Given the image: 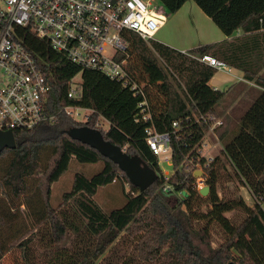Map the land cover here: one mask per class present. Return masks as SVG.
I'll return each mask as SVG.
<instances>
[{
    "label": "trees",
    "instance_id": "1",
    "mask_svg": "<svg viewBox=\"0 0 264 264\" xmlns=\"http://www.w3.org/2000/svg\"><path fill=\"white\" fill-rule=\"evenodd\" d=\"M160 1L173 12L184 0ZM194 1L225 35L237 30L242 33L185 52L128 33L130 47L122 57L127 61L129 80L143 85L142 94L123 86L122 81L84 69L82 96L69 99L68 82L79 68L51 49L45 39L35 36L29 26H15V39L31 52L51 85L46 107L55 119L30 129L14 130L16 146L0 151V164L4 162L0 166L4 193L0 197V225L5 226L7 219L16 217L12 206L16 201L17 206L28 205L36 195V201L41 203L33 211L35 225L7 241V245L0 237V258L14 246H26L30 233L46 222L49 242L55 248L66 244L74 247L67 263L59 262V255L46 264H123L122 254L115 247L121 239L131 241L132 256L138 264H264V0ZM203 55L242 71L244 79L261 88L241 114L237 134L228 139L227 133L214 128L222 148L204 166V184L209 187L205 196L195 188V179L186 165L190 166L189 160L191 164L203 161L199 159V142L210 125L203 118L218 117L216 105L224 92L209 86L216 68L201 61ZM142 101L147 105L144 111L138 107ZM62 103L94 112L85 122H79L58 111ZM143 115L148 120L135 121ZM100 118L108 122L106 130L96 125ZM173 121L178 122V127L170 139L172 174L164 179L158 159L144 139V130L153 126L160 132L170 131ZM83 125L99 129L105 140L127 154L139 155L158 173L157 179L139 191L109 158L70 137L71 128ZM71 157L80 163L102 164L89 177L76 173L70 190L62 195L80 228L73 223L68 209L67 213L60 211L51 203V184L68 169ZM228 167L233 172L229 180L248 190L252 205L240 194L219 195L221 171ZM115 180L128 184L126 201L119 208L103 212L89 197L99 186ZM165 183L172 189L164 191ZM177 192H185V196L171 205L168 196ZM203 204L206 209L201 211ZM228 212H238L242 217L234 222L226 215ZM214 225L225 235L216 245L212 244Z\"/></svg>",
    "mask_w": 264,
    "mask_h": 264
},
{
    "label": "built area",
    "instance_id": "2",
    "mask_svg": "<svg viewBox=\"0 0 264 264\" xmlns=\"http://www.w3.org/2000/svg\"><path fill=\"white\" fill-rule=\"evenodd\" d=\"M158 7L144 0H0V129L25 130L55 119V114L47 111V94L50 83L37 66L31 54L14 37L15 26H29L35 36L45 39L51 49L64 56L68 62L79 68L95 70L104 76L122 81L136 94H142V86L129 80L122 57L129 47L128 33H134L149 41L162 20ZM201 61L215 67L223 68L225 64L210 55H203ZM68 82L67 97L78 100L82 96V87L73 89ZM144 111L146 102L138 103ZM58 111L74 118L79 116L85 122L93 109L76 104L60 105ZM148 120L146 115L135 121ZM209 122L208 130L199 142V159L189 160L187 170L192 174L201 171L202 175L194 177V186L199 190L204 186V166L215 155L203 151L202 147L216 146L217 136L211 143L210 131L222 125L218 117L209 115L203 118ZM108 123V122H107ZM101 126V122L96 123ZM170 131H158L153 126L145 128V141L156 155L172 165L171 135L178 122H172ZM213 136V135H211ZM208 138V139H207ZM164 179L171 172L161 171ZM162 189L172 187L165 183Z\"/></svg>",
    "mask_w": 264,
    "mask_h": 264
},
{
    "label": "rangeland",
    "instance_id": "3",
    "mask_svg": "<svg viewBox=\"0 0 264 264\" xmlns=\"http://www.w3.org/2000/svg\"><path fill=\"white\" fill-rule=\"evenodd\" d=\"M150 1L154 5L160 6L163 9L162 10L158 8L159 12L162 13L164 11V14H166V16L171 14L160 0H150ZM162 33L164 34L173 33V29L171 28L170 21L167 22L165 26L161 27L159 30L155 32L154 38L157 39L159 35L161 36ZM69 85L73 89L81 87V72H78L76 75H74L71 78ZM252 89L254 91V97L251 99L246 98V100H244L242 105L238 109H236L237 112L235 111V113L237 114V118L234 127L228 133V139L232 138L235 134H237L239 127V119L241 114L245 112V110L250 106L252 101L258 96L260 92V90L258 91L254 88ZM228 98L229 95L224 96L223 99L217 104V109L222 114H225L224 104L227 102ZM74 119L76 121H82V118L76 115L74 116ZM99 121L101 122L102 129L106 130L108 128L107 121L104 120L103 118H100ZM217 133L218 132L215 131V129L213 131H210L211 143L215 142L214 136H217ZM215 144L216 146L214 147H211L210 145L202 147L203 151L211 155H219L222 145L220 144V142ZM3 164L4 162H2L0 166L3 167L2 166ZM158 164L161 171L171 172L172 169L171 165L165 162L162 159V156L159 157ZM101 168H102L101 162L80 163L74 157H71L69 161L68 169L60 176V178L57 181L51 184L52 205L60 209V211L65 210L66 213L68 209L70 214L69 216H71L73 223L78 225V228L81 227V224L77 222V220L75 219L72 208L69 206L67 202H64L62 195L70 190L73 177L76 173H82L85 176L89 177L92 174L99 171ZM232 174L233 172L231 171L230 167H228L226 170L221 171V175L218 182L219 195L232 197L234 194H240L242 198L246 195L249 196V194L245 192L248 190L241 189L243 188V186L238 185L234 180H229L228 176L230 175L231 177ZM33 189L35 188L32 187L31 190ZM128 192H129L128 184H124L121 180H115L107 185L99 186L96 190V193L92 197H89V199L92 202H94L103 212H108L111 209L121 207L126 201V195L128 194ZM3 196L4 193L0 187V197L2 198ZM35 196L32 197L33 203L31 202L28 205L17 206L16 205L17 201L15 203L12 202L14 203L12 204V206H13V212L16 214V217L12 219H7L5 226L0 225V237L5 242L6 245L8 244L7 241H10L14 237H17L18 235H20L19 233L25 231L30 226L35 225L36 216L33 214V211L39 209V207L41 206V203L39 201H36ZM183 196H185V192L173 193L170 196H168L169 203L172 205L177 201V199L182 198ZM22 200L23 199L20 198V202ZM247 200L249 201L250 199ZM204 209H206L205 204H203L200 207L201 211ZM226 215L230 217L234 222H238L242 217L241 214L238 212H228L226 213ZM211 234H212L213 245H216L225 237L223 232L216 225L211 227ZM49 236H50V232H49L48 224L46 222L40 224L39 226L36 227V229L32 233H30L29 242L27 243L26 246H23L26 249L24 250L23 247L14 246L12 249L7 251L0 258V264H25L26 262L30 264L32 263L46 264L56 259V257L59 255H60L59 262L64 261L67 263L70 257L69 253L73 250L74 247L72 245L66 244L64 248L57 249L49 242ZM115 247L118 249V253L120 255L122 254V256H120V259L123 262V264H138L132 256L133 247L131 241L127 239H121L119 242L116 243Z\"/></svg>",
    "mask_w": 264,
    "mask_h": 264
},
{
    "label": "crops",
    "instance_id": "4",
    "mask_svg": "<svg viewBox=\"0 0 264 264\" xmlns=\"http://www.w3.org/2000/svg\"><path fill=\"white\" fill-rule=\"evenodd\" d=\"M146 1L151 2L150 0ZM157 7L162 9L160 6ZM159 13L161 14L162 20L157 30L170 21L173 33H162L157 39L153 36V39L182 52L202 44L239 36L242 33L241 30H237L230 36L225 35L213 22L211 17L208 16V14H206L194 0H184L175 11L169 12L171 14L167 16L164 14V11ZM208 84L211 88L224 92L223 97L229 95L227 102L224 104L225 114H222L217 109L216 105L217 116L222 121V125L219 126L218 129L227 133V136L229 131L235 125L237 118V114L235 113L236 109L242 105L246 98L251 99L254 97V91L252 88L258 91L261 90V88L253 82L244 79L242 71L227 65L223 68L217 69L208 81ZM241 189L247 190L244 187ZM245 192L249 194V196H244L246 200L250 199L249 201H246L243 197L245 202L248 205H252V196L248 191ZM261 207L264 210V200L261 203Z\"/></svg>",
    "mask_w": 264,
    "mask_h": 264
},
{
    "label": "water",
    "instance_id": "5",
    "mask_svg": "<svg viewBox=\"0 0 264 264\" xmlns=\"http://www.w3.org/2000/svg\"><path fill=\"white\" fill-rule=\"evenodd\" d=\"M73 139L81 141L96 149L100 154L109 158L126 175L129 183L138 187L139 191L147 189L158 177V173L149 166L139 155H129L120 146L103 138L102 132L97 128L86 125L73 127L68 131ZM16 146L14 134L11 130L0 129V151L4 148L13 149ZM202 175L201 171L193 173L194 177ZM209 187L202 186L198 191L207 195ZM228 264H234L229 262Z\"/></svg>",
    "mask_w": 264,
    "mask_h": 264
}]
</instances>
